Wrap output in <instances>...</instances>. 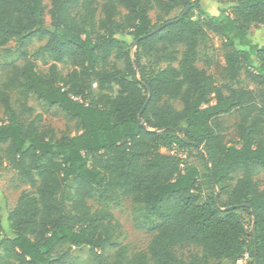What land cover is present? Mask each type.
Listing matches in <instances>:
<instances>
[{"label": "trees", "instance_id": "1", "mask_svg": "<svg viewBox=\"0 0 264 264\" xmlns=\"http://www.w3.org/2000/svg\"><path fill=\"white\" fill-rule=\"evenodd\" d=\"M49 1L51 26L45 28L41 0H0V48L46 38L35 56L50 61L40 73L24 51L20 62L5 64L0 84L6 118L0 168L30 188L7 213L9 234L0 222V264H74L72 252L82 247L94 264L236 263L244 253L247 264L255 258L264 264V181L246 172L226 203L215 200L219 185L238 169L256 167L264 175V45L247 35L264 25V0H237L234 17L206 16L201 0ZM178 8L176 17L162 21ZM152 9L159 13L156 25ZM210 33L224 41L229 86L197 66ZM155 54L166 65L147 73L141 60ZM65 63L71 70L63 73L57 65ZM18 90L76 120L79 133L46 138L36 120L20 123L10 102ZM21 112L31 109L23 103ZM233 112L238 146L226 141L219 121ZM192 152L205 173L187 163ZM205 178L210 194L202 199ZM125 198L151 223L144 252L128 255L113 240L119 224L111 211L88 204ZM175 245L200 247L203 255L180 262ZM107 249L115 250L111 263Z\"/></svg>", "mask_w": 264, "mask_h": 264}, {"label": "rangeland", "instance_id": "2", "mask_svg": "<svg viewBox=\"0 0 264 264\" xmlns=\"http://www.w3.org/2000/svg\"><path fill=\"white\" fill-rule=\"evenodd\" d=\"M98 5H101L105 0H96ZM237 0H201L200 6L202 11L208 17L218 16L220 13L228 14L234 17L233 7ZM43 25L45 28H50L51 19L49 16L50 1L41 0ZM181 11V8L174 10L168 15L162 16V21L176 17ZM158 11L152 9L149 12V18L152 25L158 22ZM93 26H96V20L92 21ZM249 39L253 42L264 45V25L252 26L247 33ZM126 42L132 45V51H136V44H133L130 38H125ZM46 38L33 37L30 41L13 40L5 47L0 48V84L3 82L6 75L5 64L13 61H21V55L27 52L30 61L34 62L38 72L43 73L47 70L50 61L47 57L39 58L35 56L36 51L45 44ZM223 39L212 33L203 41L198 49L199 58L197 66L206 70L210 74L217 85L229 86L230 83L225 75ZM181 47L178 48L181 52ZM160 54H155L143 57L141 63L145 65L146 72L156 71L163 68L166 64L160 61ZM116 67L123 69V64L120 61L115 62ZM175 65V64H174ZM59 70L66 73L71 70L68 63L58 64ZM138 78V77H137ZM241 78H244L243 75ZM245 85L253 89L254 86L245 82ZM10 102L14 111L18 115V120L22 124H27L32 120H36L39 132L46 138H60L62 136H74L79 133L80 127L76 120L68 118L60 109L49 106L47 103L38 97L24 90H18L10 94ZM25 105L31 109L30 114L21 112V105ZM175 109L181 108L178 102H172ZM6 121L2 107L0 106V123ZM219 121L224 128L223 133L226 136V141L232 145L238 146L239 136L236 125L238 123V115L233 112L229 115L219 117ZM163 151H161L162 153ZM164 153V152H163ZM185 157V156H184ZM187 163L199 168L201 173H205V168L200 157L195 152L187 156ZM248 173L257 182L264 181V175L259 168L251 167L247 171L240 168L232 173L229 179L222 182L217 189V196L221 203H226L227 194L232 189L235 180L242 174ZM203 188L200 190V197L203 199L210 194V189L207 188L208 181H201ZM22 191H30L28 185L20 182L16 174L7 166L0 168V222L2 234H9L7 227V213L13 208L15 202ZM201 199V200H202ZM93 207H105L109 209L114 217L119 228L114 234V242L123 247L127 254H135L146 251V248L151 240V234L148 232L151 223L143 217L140 207L132 204L130 199L125 198L118 203H108L93 199L88 202ZM172 250L180 262H188L190 258L203 255L202 249L197 246L175 245ZM115 250L107 249L105 257L106 263H111L114 259ZM71 262L74 264H94L91 260L88 248L82 247L74 249L72 252ZM208 264H236L234 261L223 259L220 261L208 260Z\"/></svg>", "mask_w": 264, "mask_h": 264}, {"label": "built area", "instance_id": "3", "mask_svg": "<svg viewBox=\"0 0 264 264\" xmlns=\"http://www.w3.org/2000/svg\"><path fill=\"white\" fill-rule=\"evenodd\" d=\"M175 150L171 151L170 154H174ZM180 157H184V155L179 154ZM182 167V166H181ZM250 260V256L248 253H244L237 261L236 264H247Z\"/></svg>", "mask_w": 264, "mask_h": 264}, {"label": "water", "instance_id": "4", "mask_svg": "<svg viewBox=\"0 0 264 264\" xmlns=\"http://www.w3.org/2000/svg\"><path fill=\"white\" fill-rule=\"evenodd\" d=\"M180 18H181V17H180ZM134 44H136V43H134ZM137 80H138V78H137ZM217 198H218V196L216 195L215 200H217ZM255 264H257V260H256V258H255Z\"/></svg>", "mask_w": 264, "mask_h": 264}, {"label": "crops", "instance_id": "5", "mask_svg": "<svg viewBox=\"0 0 264 264\" xmlns=\"http://www.w3.org/2000/svg\"><path fill=\"white\" fill-rule=\"evenodd\" d=\"M164 152V151H163Z\"/></svg>", "mask_w": 264, "mask_h": 264}]
</instances>
